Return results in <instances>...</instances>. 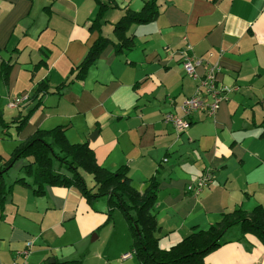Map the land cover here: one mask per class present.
<instances>
[{
	"label": "crops",
	"instance_id": "1",
	"mask_svg": "<svg viewBox=\"0 0 264 264\" xmlns=\"http://www.w3.org/2000/svg\"><path fill=\"white\" fill-rule=\"evenodd\" d=\"M148 1L0 0V112L6 121L28 117L19 131L16 124L0 127V141L10 144L0 157L8 159L37 131L60 127L70 144H88L105 170L127 167L138 193L154 178L155 237L158 247L168 250L192 229L219 222L223 213L264 207V0H160L157 18L131 26L127 36L134 46L117 55L113 26ZM98 2L107 11L100 31L89 32ZM99 36L111 44L78 80L71 73ZM188 46L198 76L217 66L219 85L236 91L213 116L193 112L189 128L180 133L163 117L181 116L179 106L196 90L197 80L181 66L180 52ZM41 84L49 93L36 97ZM21 96L28 100L8 107ZM28 163L20 159L16 171L8 168L2 176L0 264H11L15 252L28 245L24 264H88L82 255L90 236L94 242L106 232L99 247L103 253L95 252L99 264L117 257L119 264H139L127 251L132 239L118 210L105 224L107 201L98 213V199L90 206L74 188L46 187L42 196L34 195L16 182L24 178L32 184L23 172ZM205 170L211 171L212 183L197 195L187 193L186 185ZM225 236L205 264H264V247L256 237L242 236L238 226ZM124 254L130 257L122 259Z\"/></svg>",
	"mask_w": 264,
	"mask_h": 264
},
{
	"label": "trees",
	"instance_id": "2",
	"mask_svg": "<svg viewBox=\"0 0 264 264\" xmlns=\"http://www.w3.org/2000/svg\"><path fill=\"white\" fill-rule=\"evenodd\" d=\"M160 0L145 2L138 12L126 11L124 16L113 26V44L117 55L129 51L134 43L127 32L133 25L146 24L154 21L159 14ZM98 12L88 27L89 32H99L107 7L99 3ZM111 41L99 36L87 51L85 57L71 74L82 80L87 70L96 62L101 52ZM4 68V67H3ZM3 77H6L3 71ZM71 81L54 89V92L66 88ZM49 93L46 85L41 84L35 92ZM27 116L6 121L0 112V127L7 128L16 124V131L26 124ZM50 140V142L48 141ZM27 159L29 163L23 167L26 177L32 179L28 185L24 178L16 182L32 188V193L42 196L46 187L74 188L90 206L99 198H105L108 205L106 212L108 224L112 212L118 210L128 227L132 239V252L139 264H205L204 258L219 249L225 242V235L231 228L238 226L241 235H253L264 247V207L257 206L246 213L241 209L223 213L219 222L210 225L206 230L192 229L191 233L168 250H161L155 237L157 224L152 213L156 201L158 184L154 178L149 179L146 190L140 194L131 185L127 167L123 166L109 172L95 161L93 151L88 144H70L60 127L48 131H37L30 140L18 145L8 159L0 157V197L2 176L8 168L19 159ZM57 165V170L55 169ZM64 170L66 173H61ZM91 177L93 184L88 186L84 175ZM55 264H81L80 261H68Z\"/></svg>",
	"mask_w": 264,
	"mask_h": 264
},
{
	"label": "built area",
	"instance_id": "3",
	"mask_svg": "<svg viewBox=\"0 0 264 264\" xmlns=\"http://www.w3.org/2000/svg\"><path fill=\"white\" fill-rule=\"evenodd\" d=\"M129 1V0H126ZM181 66L184 73L197 80L198 84L194 94L186 98L179 106L181 116L172 113H166L163 117V122L169 124L176 132H184L190 126L189 116L193 112L204 111L208 116H213L218 110L221 101L231 92L236 89H229L219 85L217 80L218 67L208 66L201 76L195 72L196 58L188 46L180 52ZM28 100L27 96H21L12 99L8 107L17 108ZM213 181L211 171L205 170L197 178L195 182L189 183L185 187V191L192 195L199 194L204 188L208 187ZM29 256V245L25 249L15 252L14 260L11 264H24ZM129 254H124L122 259H127Z\"/></svg>",
	"mask_w": 264,
	"mask_h": 264
},
{
	"label": "rangeland",
	"instance_id": "4",
	"mask_svg": "<svg viewBox=\"0 0 264 264\" xmlns=\"http://www.w3.org/2000/svg\"><path fill=\"white\" fill-rule=\"evenodd\" d=\"M9 142H6V141H0V153L3 154V152L5 153V149L9 146ZM21 160H23V158H21ZM20 159L17 160V162L15 163L16 165L12 166L9 170L10 171H16L17 170V166H18V163H19ZM22 175V172L20 171V174H18V176L20 177ZM18 177V178H19ZM84 178H85V181H86V184L88 186L92 185L93 181L92 179L90 178L89 175L85 174L84 175ZM105 204H106V199L105 198H101V199H98L95 203H94V210L98 213H101L102 212V208L105 209ZM104 205V206H103ZM120 214L119 211H117V214ZM116 214V215H117ZM118 214V219L120 220L121 222V225H123L125 227V222H124V218ZM119 221L116 222V224H119L120 223ZM107 233V232H106ZM106 233H103L102 235V238H100V240L98 241H94V242H91V236L89 238V241H88V251L86 253H84L83 258L86 262H88V264H99L98 260L96 259L95 257V252H98L99 254H102L103 253V250L100 249L99 247L102 246V244L104 243V239H106V237L108 236ZM230 233V232H229ZM228 233V234H229ZM231 234V233H230ZM224 239H226V236L223 237ZM96 247V248H95ZM129 251V253L131 254V257H132V251L131 250H127ZM115 254H111V257H114ZM115 260V261H114ZM84 261V262H85ZM120 262V258L117 257L116 259H111V261L108 263V264H119Z\"/></svg>",
	"mask_w": 264,
	"mask_h": 264
},
{
	"label": "water",
	"instance_id": "5",
	"mask_svg": "<svg viewBox=\"0 0 264 264\" xmlns=\"http://www.w3.org/2000/svg\"><path fill=\"white\" fill-rule=\"evenodd\" d=\"M95 136H96V133H93V135H91V136L89 137V140L93 141L94 138H95ZM93 239H95V235L92 236L91 240H93Z\"/></svg>",
	"mask_w": 264,
	"mask_h": 264
}]
</instances>
